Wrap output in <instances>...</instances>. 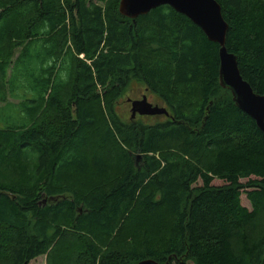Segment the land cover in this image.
<instances>
[{
  "label": "trees",
  "instance_id": "1",
  "mask_svg": "<svg viewBox=\"0 0 264 264\" xmlns=\"http://www.w3.org/2000/svg\"><path fill=\"white\" fill-rule=\"evenodd\" d=\"M217 1L263 96L264 0ZM118 2L0 0V264H264V133L219 84V45ZM133 80L169 115L123 120Z\"/></svg>",
  "mask_w": 264,
  "mask_h": 264
},
{
  "label": "water",
  "instance_id": "2",
  "mask_svg": "<svg viewBox=\"0 0 264 264\" xmlns=\"http://www.w3.org/2000/svg\"><path fill=\"white\" fill-rule=\"evenodd\" d=\"M159 5H168L176 12L185 15L197 25L208 40L219 45L218 78L219 84L230 91L235 105L255 120L264 133V95L253 90L250 83L240 74L237 57L225 46L228 23L223 18L221 6L217 0H119L118 11L121 15L135 20L139 15L148 13ZM131 118L138 115H165L168 110L163 106L153 105L146 95L131 100ZM137 264H160L146 258ZM164 264H170L167 260Z\"/></svg>",
  "mask_w": 264,
  "mask_h": 264
},
{
  "label": "rangeland",
  "instance_id": "3",
  "mask_svg": "<svg viewBox=\"0 0 264 264\" xmlns=\"http://www.w3.org/2000/svg\"><path fill=\"white\" fill-rule=\"evenodd\" d=\"M142 95H146L147 100L152 103L153 105H158V106H163L165 107L167 110V106L165 104V102H163L157 95H155L154 93H152L147 87L146 85H144V83L139 82V81H131L130 84L127 85V87L125 88V90L123 91L118 104L116 105V111L117 113L121 116V118L123 120L126 121H131V120H137V119H142L145 122H154V121H158V120H162L165 118V115H138L136 114L134 118H131V100L134 99H140L142 97ZM169 111V110H168ZM0 124L4 125L5 123H11L10 120H8L7 122L2 120L5 116L4 113L0 114ZM242 181H245V179H242ZM201 182L198 181V185ZM213 184L216 185H220L223 183L222 180L219 179H214L212 181ZM241 203L248 207L249 209L251 208L250 203L248 201V199L246 198V195L243 193L241 194ZM26 264H47V256L46 254L43 255H39L36 258L30 260L28 263ZM185 264H193L191 261L185 263Z\"/></svg>",
  "mask_w": 264,
  "mask_h": 264
}]
</instances>
